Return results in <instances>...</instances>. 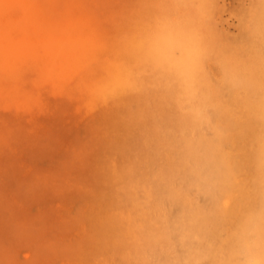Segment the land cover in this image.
<instances>
[{
  "label": "rangeland",
  "instance_id": "rangeland-1",
  "mask_svg": "<svg viewBox=\"0 0 264 264\" xmlns=\"http://www.w3.org/2000/svg\"><path fill=\"white\" fill-rule=\"evenodd\" d=\"M33 1L38 11L12 7L0 20V264H166L164 252L176 256L182 246H166L162 212L178 219L168 189L180 193L193 168L204 175L211 164L186 162L184 152L181 160L183 146L171 144L178 107L162 98V68L137 41L149 48L169 28L197 44L191 69L206 97L190 134L204 149L224 115L240 117L264 89V0ZM82 19L107 45L121 41L135 90L93 105L86 89L98 61L63 71L46 53L48 32ZM184 191L192 206H209L196 188Z\"/></svg>",
  "mask_w": 264,
  "mask_h": 264
},
{
  "label": "bare ground",
  "instance_id": "bare-ground-1",
  "mask_svg": "<svg viewBox=\"0 0 264 264\" xmlns=\"http://www.w3.org/2000/svg\"><path fill=\"white\" fill-rule=\"evenodd\" d=\"M35 5L33 0L15 2L0 0V20L6 14L9 15L12 7H17L18 10L19 7L23 8L29 14V11L32 13L34 9L38 11ZM88 26H91L90 23ZM88 26L84 20H77L68 26L48 32L44 45L46 53L51 54L63 71L73 70L77 65L87 63L90 59L98 61V68L96 72H93L91 82L86 81L92 83L90 87H93V91L85 89L86 92H92L90 99L93 105L97 104L98 99L99 101L101 99L100 104H104V101L111 98L122 97L127 89L135 90L136 78L131 65L125 62L121 41L119 39L113 41L109 46L104 42L105 40L90 33ZM133 37H131L132 40ZM140 39L148 41V39ZM139 40L136 44L139 48L137 52L139 51L141 56L145 55L162 68L159 72L162 98L167 99L172 107H178V120L169 121L172 124L171 144L183 146L179 154L181 157V153H185L184 161L189 162L193 158L195 164L205 160L211 164L210 172L204 175H200L199 170L193 168L192 175L182 183L188 190L196 188L205 194L209 198L208 207H199L195 204L192 206L193 200L189 194L184 193L187 191H184L183 187L179 193L168 184V200L177 205L178 219L173 221L164 211L162 212L166 223L164 235L166 246L170 242L178 241L182 243V246H176L178 247L176 256L173 255L175 252L170 254L164 252V256L167 257L166 264H264V89L256 93L255 99L245 107L240 117L224 115L225 121L217 131L216 140L205 144L202 149L199 147L200 141H197L195 134H190V131H195L201 125V105L206 97L205 94H199L198 80L192 72L193 68L191 69V64L194 65L198 58L197 44L191 41L187 34L169 28L157 35L149 48L141 47ZM132 44L135 45V43ZM176 50L180 51L179 56L175 55ZM17 60L19 61L18 58ZM3 61L1 59V64ZM82 81L85 82L83 79ZM82 87L80 90L85 92L83 91L85 89H81ZM192 95L194 97L192 101L200 106V109H196V113L191 110L193 107L187 106V100L192 98ZM86 102L88 101H85V105ZM90 104L91 102L87 105L91 107ZM92 107L97 109L96 106ZM197 131L198 129L195 133ZM226 144L233 146L232 154L226 152ZM153 194L156 195L153 192L152 196ZM149 202L151 200L147 204ZM131 206H133L132 203ZM167 248L173 247L168 245Z\"/></svg>",
  "mask_w": 264,
  "mask_h": 264
}]
</instances>
